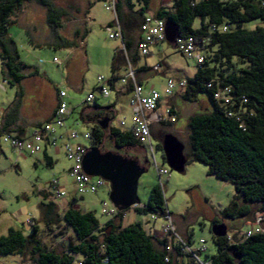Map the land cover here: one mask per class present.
<instances>
[{
	"label": "trees",
	"instance_id": "1",
	"mask_svg": "<svg viewBox=\"0 0 264 264\" xmlns=\"http://www.w3.org/2000/svg\"><path fill=\"white\" fill-rule=\"evenodd\" d=\"M136 1L141 6L137 12L132 0H115L122 47L113 53L108 79L110 91H115L116 83L122 78L117 76L119 70L125 71L128 65L135 70L138 84L140 71L152 72L146 67L134 68L139 57L136 44L140 39V25L150 11L151 3V0ZM28 3L44 8L51 37L49 43L54 49H77L88 33L85 29L82 34L76 31L72 39L62 37L58 30L68 15L52 0H0L2 75L4 82L12 86H20L26 78L22 73L26 66L19 60L17 45L9 36L8 27L15 24L11 18ZM152 15L171 20L178 28L179 39H195L204 55V63L196 65L197 71L186 80L185 89L176 92L185 102L194 103L203 96L209 104L208 110L205 108L188 120L189 142L185 155L193 162L206 165L208 175L233 184L235 196L224 210L225 218L264 215V0H170L169 6L159 7ZM111 26L109 24L108 28ZM222 26L227 27L226 32L220 31ZM224 87L230 89L228 105L213 99L214 92ZM130 91L131 85H124L120 92L130 94ZM22 99L20 88L0 118V137L4 133L29 137L26 129L20 126L27 124L21 116ZM94 103L98 107L96 101ZM167 116L176 120L177 113L169 108ZM96 121L89 131L88 141L92 148L106 152L113 146L131 151L139 146L130 129L120 131L110 122L102 130ZM44 123L36 124L32 131ZM165 124L167 121L161 120L157 125ZM153 130L152 126V134ZM157 149L162 151L159 143ZM42 153L45 164L51 167L53 161L46 148ZM48 196V193H41L43 201L38 222L42 228L32 221L28 223L31 226L28 235L9 229L0 237V256L28 257L31 264H181L176 245L173 244L172 252L167 253L165 239L147 234L139 223L124 226L122 221L126 211L118 212L115 218L100 225L93 213H82L71 206L58 213V207L48 200ZM134 210L162 218L171 216L159 185L151 188L147 204ZM42 232L47 239L53 238L52 234L57 235L55 243L47 245L40 238ZM67 234L66 244L62 243ZM213 241L217 255L207 260L210 264H264V233L233 246H228L226 238L213 237ZM167 255L168 262L165 261Z\"/></svg>",
	"mask_w": 264,
	"mask_h": 264
},
{
	"label": "rangeland",
	"instance_id": "2",
	"mask_svg": "<svg viewBox=\"0 0 264 264\" xmlns=\"http://www.w3.org/2000/svg\"><path fill=\"white\" fill-rule=\"evenodd\" d=\"M52 1L57 7L66 10L68 15L62 21L61 28L58 30L59 34L69 40L75 36L76 31L82 34L86 29L88 33L83 39L85 47L83 50L79 47L73 51L65 48L54 49L49 43L51 42L50 31L45 28L44 8L36 3L26 4L16 17L11 18L15 24L8 27V34L12 36L17 45L19 60L26 66L22 73L26 77L32 69L37 72L35 74L37 78H27L20 86L5 83L0 58V118L12 104L17 90L20 88L23 93L21 116L27 125L35 115L49 108L53 101V96L50 94L51 88L55 87L57 92L66 90L69 94L66 103L70 105V108L72 107V113L65 121L64 131L76 132L79 136L76 140H71V143L81 144L89 150L92 145L82 136L90 131L92 123L98 117L109 116L112 119L110 125L123 132L128 131L131 126L129 94H121L120 91L123 89L120 87L122 86L120 82L116 83L115 91L111 90L106 99L99 95L96 83L98 77H103L104 80L110 78L113 53L121 48V41L108 38V26L114 20L113 12L105 9L108 0ZM132 3L134 11L137 12L141 7L140 4L136 0H132ZM159 5L169 6L170 0H151L150 11L146 14H153L154 9ZM87 18L90 21H86ZM113 30L112 28L111 31ZM32 42L35 43V47ZM40 43L42 44L40 45ZM150 53L151 55L148 57L139 56L136 66L152 69L154 66L160 65L158 73H149L144 86L146 89L153 87L160 93L162 98L161 105L159 104V114L164 122L167 121V124L164 126L153 125L152 153L149 145L144 146L147 171L141 175L137 182L138 205L139 207L146 205L151 188L159 185L165 207L171 215V221L178 235L194 251L203 241L202 246L205 252L201 254L200 259L207 261L217 255V247L214 244L211 231L216 222L223 219L227 225V233L232 235L235 231L254 230V228H250L254 221V215L232 221L224 217V210L235 196L234 186L230 182H222L208 175L206 165L193 162L186 155L187 164L183 173L172 172L166 166L162 151L157 149L156 140L164 134L171 133L187 148L189 141L184 118L187 113L186 107L189 104L181 102L180 105L175 102V108L180 115L179 118L176 116V120L172 121L166 114L169 107H166L164 100L171 97L167 98L163 95L165 80L167 78L190 79L196 73L197 66L194 60L184 57L175 47L166 42L151 47ZM74 54L79 56V60L70 62V73L80 80L78 91L67 89L66 86L65 63L69 58L74 60ZM54 58L63 62V66L54 63ZM238 67L240 66L238 65ZM118 75L124 76L123 68L119 70ZM46 88H49V91ZM91 91H94L97 99L98 107L96 109L94 103H83ZM178 95L180 96V94ZM27 105L30 107L27 108ZM199 105L201 109L209 107L207 100L200 102ZM121 122L124 123V126L120 125ZM172 124H174L173 127ZM26 132L28 136L32 134V130L28 129ZM60 132L62 133L58 129V133ZM66 142V138H61L55 146H46V153L53 161V165L50 167L45 164L43 158L42 152L45 146H43L42 152L29 155L27 150L24 153H19V150L12 148L9 143L0 141V237L5 236L9 229L19 230L24 235H28L31 232V226L28 223H32V221H36L34 223L40 229L42 228L41 223L38 222L41 211L40 203L43 201L41 193L49 194V184L53 180H58L60 190L65 193V196L60 199L48 196V200L53 201L58 207V213H62L71 206L82 213H93L100 225L111 219L110 216L102 214V202L109 203L108 185L100 187L95 194H77L75 185L67 173L72 164L64 154L63 146ZM154 163L159 168L166 169L167 174L159 177ZM123 217L124 226L139 223L142 229L150 235L161 236L162 227L166 224L162 217L142 214L133 208L124 212ZM262 229L264 231V222ZM52 235L53 238L47 239L45 233L42 232L40 238L47 245L51 243L53 245L57 235ZM68 237V234L64 236L62 243L66 244ZM56 246L59 248L58 244ZM60 248L62 249V247ZM28 259V257L21 259L17 255L0 256V264H31ZM181 264H190L189 258H183Z\"/></svg>",
	"mask_w": 264,
	"mask_h": 264
},
{
	"label": "built area",
	"instance_id": "3",
	"mask_svg": "<svg viewBox=\"0 0 264 264\" xmlns=\"http://www.w3.org/2000/svg\"><path fill=\"white\" fill-rule=\"evenodd\" d=\"M106 11H111L114 14V20L111 23L112 26L107 29L108 38L110 40L118 39L121 41L122 47V33L120 25L115 16V0H108L105 7ZM114 29L111 31V29ZM215 30V28H213ZM165 20L157 19L153 15H146L142 24L140 25V39L137 42V50L139 56L148 57L151 55L150 48L160 45L165 41ZM221 32H226L227 27L222 26L220 28ZM175 48L180 52L184 57L194 60L195 64L201 65L204 63V55L200 47L196 44L195 39L185 38L177 39ZM53 62L56 64H62L56 58L53 59ZM160 70V65H156L152 68V72L158 73ZM98 84L97 91L99 95L106 99L109 97L110 88L108 80H104L103 77H98L96 80ZM121 85H131V91L129 94V107L131 109V126L130 131L140 146L149 145L151 153L153 149L151 148V127L158 124L162 117L157 113L159 104L161 101V95L155 89L151 88L148 91H145L142 85L136 82L135 70L128 65L125 69L124 76L120 79ZM186 87V80L183 79H174L167 78L165 80V86L163 90V95L167 98L172 97L176 92L182 91ZM208 87H211L209 84ZM230 89L227 87L217 89L213 94V99L222 105H228L231 101L229 96ZM66 91H59L57 94L58 104L54 111L53 117L45 122L40 127L35 128L32 131V134L29 137L19 138L12 134L4 133L0 137V141L4 143H9L12 148L19 150V153H24L26 150L29 155H34L42 152L43 146H55L57 141L61 138H66L67 142L63 146L64 154L66 159L71 162L72 166L67 171L68 176L72 179L73 184L77 194H95L100 187L107 185L105 181L97 177H88L82 170V160L87 152L86 147L81 144H72L71 140H76L79 136L76 132L64 131L65 121L72 113L69 109L67 103L64 101L66 98ZM96 101L94 92L89 93L83 103L91 104ZM166 114L169 115V108L166 110ZM173 121V119H172ZM121 126H124V123H120ZM58 129L62 133H58ZM64 131V132H63ZM83 139L89 140L90 133L87 132L83 136ZM43 143V144H42ZM42 144V145H41ZM155 169L158 173V176L166 175L167 170L164 168H159L155 163ZM50 191L49 195L53 199H60L65 196V193L60 190L58 180H53L49 184ZM110 203V201H109ZM102 202V214L110 216L111 219L115 218L118 214V210L110 203ZM110 206V207H109ZM139 207L136 205L132 207L135 209ZM163 219L166 221V224L162 227L161 238L165 239L167 244L165 250L167 253L172 252V245L178 247V253L181 255L180 261L183 258L188 257L190 264H210L209 261H202L200 256L205 252L203 241L200 242L199 248L195 251L191 250L187 243L178 235L175 226L171 221L170 216H165ZM264 222V215L261 213H256L254 215L253 224L250 228L254 230H247L245 232L235 231L232 235L226 232L224 238L228 246L241 244L245 239L258 234L264 233L262 229V223ZM30 223V222H29ZM165 261H169V256L165 258Z\"/></svg>",
	"mask_w": 264,
	"mask_h": 264
},
{
	"label": "water",
	"instance_id": "4",
	"mask_svg": "<svg viewBox=\"0 0 264 264\" xmlns=\"http://www.w3.org/2000/svg\"><path fill=\"white\" fill-rule=\"evenodd\" d=\"M164 33L166 43L175 47L179 38L178 28L171 20H165ZM111 121L109 116L98 117L96 125L105 130ZM156 141L161 145L164 162L169 170L178 174L183 173L187 164L185 146L171 133L164 134ZM146 164L147 159L141 164L138 158L91 148L85 153L81 166L88 177L101 178L107 183L109 186L108 199L121 212L138 205L137 182L141 175L147 171ZM211 231L214 238H224L227 227L225 224L214 225Z\"/></svg>",
	"mask_w": 264,
	"mask_h": 264
},
{
	"label": "crops",
	"instance_id": "5",
	"mask_svg": "<svg viewBox=\"0 0 264 264\" xmlns=\"http://www.w3.org/2000/svg\"><path fill=\"white\" fill-rule=\"evenodd\" d=\"M162 5H159L157 8H155L154 9V11H156L159 7H161ZM154 13V12H153ZM44 15H45V13H44ZM152 15V14H151ZM86 21H90V19H88L87 18V20ZM16 24H19V23H16ZM45 28L46 29H48V26H47V24H46V26H45ZM9 36L12 38V36L9 34ZM13 39V38H12ZM14 40V39H13ZM32 44H33V47H35L34 45H35V43H33L32 42ZM42 43H40V45H41ZM48 45H49V43H48ZM53 45V44H52ZM38 46V45H37ZM36 46V47H37ZM39 47V46H38ZM79 47L80 48H82V50L84 49V44H83V42H80L79 43ZM79 47L77 48V49H79ZM77 49H72L71 51H73V50H77ZM78 55H75L74 54V60H70V58H69V60H67L66 61V63H65V68H66V71H67V77H66V86H67V89H71V90H73V91H78V89H79V83H80V80H79V78L77 77V76H73V75H71V73H70V62L71 61H78L79 59H78ZM78 59V60H77ZM61 63H63V62H61ZM64 64V63H63ZM63 64H62V66H63ZM143 67H138V66H136V70H141ZM147 68V67H146ZM37 73V72H34V70H32V69H30V71H29V73H28V76H26V78L25 79H27V78H37V75H35V74ZM124 73H125V71H124ZM149 73H152L151 71H146V72H144V71H140L139 73H138V76H137V78H138V81L140 82V84H142V87L144 88V90L145 91H148L149 89H151V88H153V87H151V88H148V89H146L145 88V86H144V83H146V81L148 80V75H149ZM24 79V80H25ZM23 80V81H24ZM23 81H22V83H23ZM21 83V84H22ZM122 89H123V86H120ZM48 91H49V88H46ZM116 89V88H115ZM154 89V88H153ZM61 91V90H60ZM62 91H66V90H62ZM66 93H67V91H66ZM50 94H51V96H53V101H52V103L49 105V108L48 109H44L43 111H42V113H40L39 114V116L37 117V119H33V120H31L30 121V123H28V125L27 124H25L26 126H24L23 125V123H21L20 124V126H22V127H24L25 129H26V131H28V129L29 130H32L34 127H35V125L36 124H38V123H44V122H46V121H48V120H50L52 117H53V114H54V111H55V109H56V107H57V104H58V98H57V94H58V92L55 90V87H53V88H51V90H50ZM89 94V93H88ZM68 93H67V97H68ZM51 99H52V97H51ZM67 99V98H66ZM66 99H65V101H66ZM164 99V98H163ZM162 99V100H163ZM203 101H206V98L205 97H203V96H199L198 98H197V100H196V102H194V103H188V102H185V101H183L181 98H180V96L178 95V93H175L170 99H165L164 100V102H165V105H166V107L168 106L169 108H172L176 113H177V116H178V118H179V115H180V113L177 111V109L175 108V102H178L180 105H181V102H184V103H188L189 105L186 107V109H187V113L185 114V120H184V123L186 124V126H187V123H188V120H189V118L192 116V115H194L195 113H198V112H202V111H204V109H201L200 108V102H203ZM96 103H97V99H96ZM68 104V103H67ZM161 105V104H160ZM159 105V106H160ZM68 107H69V109H72V107L70 108V105L68 104ZM74 108V107H73ZM94 108L96 109V107H95V103H94ZM209 109V107L208 108H206V110H208ZM157 113L159 114V108H158V111H157ZM177 118V119H178ZM173 125L174 124H172V127H173ZM155 126H157V124L155 125ZM27 133V132H26ZM123 222V221H122ZM153 236H155V237H157V238H160L161 236H159V235H157V234H155V235H153Z\"/></svg>",
	"mask_w": 264,
	"mask_h": 264
},
{
	"label": "flooded vegetation",
	"instance_id": "6",
	"mask_svg": "<svg viewBox=\"0 0 264 264\" xmlns=\"http://www.w3.org/2000/svg\"><path fill=\"white\" fill-rule=\"evenodd\" d=\"M38 94V93H37ZM36 94V95H37ZM30 107V105L28 106L27 105V108H29ZM40 114V113H39ZM39 114H37V115H35V117L33 118V119H37V117L39 116ZM32 119V120H33ZM153 135V134H152ZM107 150H110V151H113V152H119L120 154H127L129 157H132V158H138L139 159V161H140V163L142 164L143 162H144V160H145V149H144V147L143 146H136V147H134V148H132V150L130 151V150H118V149H116L115 147H113V146H111L110 148H108ZM147 165V164H146ZM145 165V166H146ZM227 220H230V221H232V219H227ZM233 220H235V219H233ZM220 224H225L226 225V223L224 222V220L223 219H220L218 222H216V224L215 225H220ZM226 227H227V225H226ZM228 231V230H227Z\"/></svg>",
	"mask_w": 264,
	"mask_h": 264
}]
</instances>
